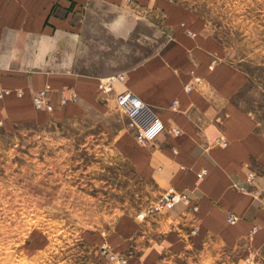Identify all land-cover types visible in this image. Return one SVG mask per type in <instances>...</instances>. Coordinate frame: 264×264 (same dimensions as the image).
I'll return each mask as SVG.
<instances>
[{"label":"crops","instance_id":"1","mask_svg":"<svg viewBox=\"0 0 264 264\" xmlns=\"http://www.w3.org/2000/svg\"><path fill=\"white\" fill-rule=\"evenodd\" d=\"M135 1L145 13L127 0H0V90L9 91L0 97V121L44 125L91 110L106 120L116 116L118 122L106 127L137 173L154 181L161 197L170 189L190 197L151 214L126 215L109 231L89 232L96 255L106 242L128 264H194L197 253L198 264H248L246 256L264 253V198L254 195L264 187V130L244 104L249 70L194 7ZM261 21L264 28V11ZM145 23L163 24L168 42L135 59L120 49ZM118 74L124 80L101 94L102 81ZM195 76L203 81L187 91ZM46 88L53 110L38 109L33 101ZM123 90L156 107L181 134L163 131L152 143L139 144L117 107ZM222 138L228 143L219 144ZM250 171L256 177L247 184ZM230 213L239 216L236 223L228 222Z\"/></svg>","mask_w":264,"mask_h":264},{"label":"rangeland","instance_id":"2","mask_svg":"<svg viewBox=\"0 0 264 264\" xmlns=\"http://www.w3.org/2000/svg\"><path fill=\"white\" fill-rule=\"evenodd\" d=\"M176 1L205 15L230 45L232 57L249 70L244 104L264 130V0ZM167 42L163 24L145 23L120 50L140 59ZM108 120L91 110L44 125L7 126L0 121V264L110 262L102 251L106 242L99 246L100 255L90 251L89 232L109 231L126 215L142 216L156 209L159 186L141 177L117 151L115 133L106 127L117 123V117ZM198 231L194 226L192 234ZM245 258L248 264L251 258L264 264V253Z\"/></svg>","mask_w":264,"mask_h":264},{"label":"built area","instance_id":"3","mask_svg":"<svg viewBox=\"0 0 264 264\" xmlns=\"http://www.w3.org/2000/svg\"><path fill=\"white\" fill-rule=\"evenodd\" d=\"M134 10L138 11V14L145 13V10L140 9L139 5L135 0H127ZM124 80V74L114 75L102 81L101 90L103 92H109L114 88V83L117 81ZM203 80L199 76L193 77V79L185 84V89L187 91L192 90L195 84L201 83ZM50 88H46L34 93L33 101L38 109H48L53 110L54 107L50 101L49 97ZM8 90H0V96L8 93ZM76 94L72 93V98L76 99ZM61 103H67V98L62 97ZM117 107L124 114L127 120V127L129 130L134 132L136 140L141 144H146L153 141L160 133L163 131H168L174 135L181 134V129L177 126L169 125L167 126L159 116V113L153 105L141 99L138 95L130 90H123L116 96ZM179 105V100L177 99L173 103V107ZM228 141L225 138L219 140V144H227ZM256 177L255 171H250L248 177L246 178V183L251 184ZM254 193L257 197L264 198V187H256ZM176 199H181L186 203L190 202V197L182 192H178L176 189L168 190L164 195H162L160 201L158 202L156 208L159 210L166 209L170 203ZM194 210L198 209L197 205L193 206ZM227 220L230 223H236L239 220V216L230 213L227 216ZM257 227L253 228V231ZM198 229L195 228L196 232ZM252 231V232H253ZM103 254L110 260L112 264H128L129 259L126 255L121 253H116L111 250L108 245H102ZM251 264H258L254 258L248 259Z\"/></svg>","mask_w":264,"mask_h":264}]
</instances>
